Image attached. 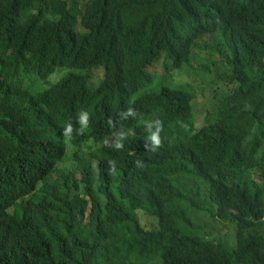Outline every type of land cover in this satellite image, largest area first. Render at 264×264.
Returning <instances> with one entry per match:
<instances>
[{
    "label": "trees",
    "instance_id": "1",
    "mask_svg": "<svg viewBox=\"0 0 264 264\" xmlns=\"http://www.w3.org/2000/svg\"><path fill=\"white\" fill-rule=\"evenodd\" d=\"M0 264H264V0H0Z\"/></svg>",
    "mask_w": 264,
    "mask_h": 264
},
{
    "label": "rangeland",
    "instance_id": "2",
    "mask_svg": "<svg viewBox=\"0 0 264 264\" xmlns=\"http://www.w3.org/2000/svg\"><path fill=\"white\" fill-rule=\"evenodd\" d=\"M206 39H209V37ZM223 62L222 57L216 52L198 51L197 56L192 60V65L187 66L185 69L172 71L168 75L169 80L167 82L170 85L187 87V90L195 95L194 114L199 123L206 121V117L209 115V119H213V113L219 104L220 98L230 88H233V85L227 86L224 78L218 77V73H224L225 69H228ZM205 66H210L213 71L210 73L205 72L203 69ZM153 72L164 74V69L161 65H158L153 69ZM57 73L54 72L51 78ZM99 74L101 73L99 72ZM199 223L206 225L205 229L207 231L225 241L231 242L235 239L236 226L230 220L202 217L199 219Z\"/></svg>",
    "mask_w": 264,
    "mask_h": 264
}]
</instances>
